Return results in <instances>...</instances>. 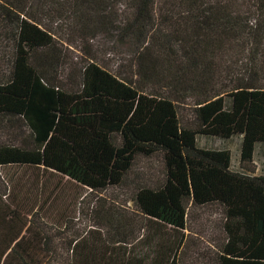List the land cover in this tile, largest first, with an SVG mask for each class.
Listing matches in <instances>:
<instances>
[{
  "label": "trees",
  "instance_id": "obj_1",
  "mask_svg": "<svg viewBox=\"0 0 264 264\" xmlns=\"http://www.w3.org/2000/svg\"><path fill=\"white\" fill-rule=\"evenodd\" d=\"M117 4L130 11L124 19L111 11ZM66 12L82 31L113 28L134 50L136 77L94 60L75 86L54 75L64 54L43 18L58 22ZM0 21L16 29L9 76L0 80V127L27 131L19 144L0 142V169L44 168L102 191L122 184L138 156L161 153L165 179L138 189L139 213L178 231L190 206L218 204L227 235L218 263L264 264V169L255 167L264 144V0H0ZM224 74L233 85L222 91ZM191 95L192 125L180 115ZM201 136L241 137V171L229 150L201 148ZM4 197L0 264H43L62 249L70 264H176L173 248L151 261L127 251L134 224L124 216L107 220V245L81 236L53 247Z\"/></svg>",
  "mask_w": 264,
  "mask_h": 264
},
{
  "label": "rangeland",
  "instance_id": "obj_2",
  "mask_svg": "<svg viewBox=\"0 0 264 264\" xmlns=\"http://www.w3.org/2000/svg\"><path fill=\"white\" fill-rule=\"evenodd\" d=\"M41 5V4H40ZM124 19L129 15L126 6L117 4L111 9ZM44 24L57 38L63 50V59L53 74L68 86L79 84V75L89 61H96L115 74L136 77L135 53L129 43H122L113 28L110 31H82L71 12L54 17L44 15ZM16 29L12 22L0 21V80L9 76L15 50ZM233 85L230 77L222 75L217 88L228 90ZM183 99V100H182ZM180 103L181 118L194 122L195 98L184 96ZM4 123L0 127V142L20 143L25 128ZM241 137L230 140L199 137V146L205 149H227L232 154V167L239 168ZM256 174L264 169V144L259 145L255 156ZM165 179L163 157L138 156L132 170L122 184L102 191H92L81 184L44 168L7 167L0 169V192L5 203L19 211L21 220L33 232H44L51 238L53 247H67L71 239L83 236L89 244L104 243L110 239L107 220L116 222L121 216L134 224L128 246L139 257L151 261L156 250L176 251V264H219L221 247L227 240L225 213L222 206H190L185 230L147 221L137 210L135 195L142 186H156ZM32 218V219H31ZM32 222V223H31ZM107 238L108 242L105 241ZM174 253H172L173 255ZM67 250L43 258V264H70Z\"/></svg>",
  "mask_w": 264,
  "mask_h": 264
}]
</instances>
